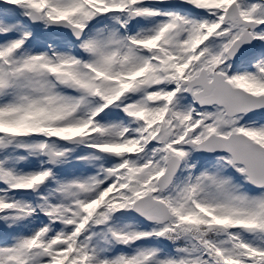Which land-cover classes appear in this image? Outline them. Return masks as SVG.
<instances>
[{
    "label": "snow or ice",
    "instance_id": "obj_1",
    "mask_svg": "<svg viewBox=\"0 0 264 264\" xmlns=\"http://www.w3.org/2000/svg\"><path fill=\"white\" fill-rule=\"evenodd\" d=\"M0 264H264V0H0Z\"/></svg>",
    "mask_w": 264,
    "mask_h": 264
}]
</instances>
